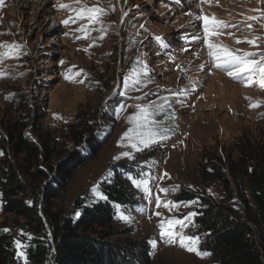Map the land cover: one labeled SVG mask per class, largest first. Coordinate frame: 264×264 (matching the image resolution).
I'll use <instances>...</instances> for the list:
<instances>
[{"label":"rangeland","instance_id":"obj_1","mask_svg":"<svg viewBox=\"0 0 264 264\" xmlns=\"http://www.w3.org/2000/svg\"><path fill=\"white\" fill-rule=\"evenodd\" d=\"M44 1V6L40 0L0 3V43L22 46L18 58L0 65L8 73L0 78V139L8 135L18 111L29 108L36 127L51 135L58 153L76 148L81 152L68 135L76 115L82 111L106 114L112 122L99 125L95 132L101 142L99 150L71 174L64 187L68 215H77L73 203L78 197L102 200L100 182L112 180L111 167L127 166L132 172L125 178L132 207L128 211L117 207L110 226L97 229L100 235L126 244L144 242L150 248L152 264H216L199 244L196 247L207 255L181 247L179 236L169 243L168 237L161 236L159 225L178 219L185 226L176 224L171 231L196 237L193 217L203 203L173 198L183 190L221 198L218 184H202L201 155L217 153L233 159L237 142L263 144L264 86L258 77L246 85L214 66L203 42V21L196 17L211 19L214 15L225 21L229 27L209 39L238 50L237 54L256 52L259 59L264 53V0ZM60 3L73 8L103 7L107 14L101 17V24L89 25L93 30L85 37L76 29L87 24V19L65 25L62 22L75 15L61 9ZM254 16L260 18L249 19ZM56 18L61 25L53 28ZM253 38H257L255 44L246 42ZM9 93L15 95L5 99ZM253 103L259 106L252 107ZM156 105H163V110ZM143 106L155 111L150 119L158 123L151 127L166 137L156 136L147 146L123 135L134 127L129 118ZM132 143L137 146L133 148ZM2 155L0 150V158ZM162 188L168 191L162 192ZM189 213L194 215L188 217ZM0 223L12 235L17 257L24 261L33 234L23 229L22 219L3 210L1 201ZM17 240L23 247L17 246ZM186 243L191 246L190 241ZM21 251L25 256L19 255Z\"/></svg>","mask_w":264,"mask_h":264},{"label":"trees","instance_id":"obj_2","mask_svg":"<svg viewBox=\"0 0 264 264\" xmlns=\"http://www.w3.org/2000/svg\"><path fill=\"white\" fill-rule=\"evenodd\" d=\"M6 137L0 139V201L3 210L23 220L33 234L24 261L17 257L14 240L0 223V264H152L147 244L110 241L97 229L115 220L117 207L129 210L127 166L111 167L112 180L100 182L103 199L78 197L69 216L64 187L71 174L100 148L99 125L112 122L82 111L69 130L75 147L58 153L49 133L37 128L29 108L20 109ZM24 133V131H26ZM263 144L236 143L237 156L203 153L199 171L203 186L218 184L220 199L181 191L177 202L199 199L203 207L193 217L199 249L216 264H264V127ZM56 155V156H55ZM59 160L58 163L51 159Z\"/></svg>","mask_w":264,"mask_h":264},{"label":"snow or ice","instance_id":"obj_3","mask_svg":"<svg viewBox=\"0 0 264 264\" xmlns=\"http://www.w3.org/2000/svg\"><path fill=\"white\" fill-rule=\"evenodd\" d=\"M3 0H0V3H2ZM179 2V0H177ZM75 3L79 4L80 0H75ZM61 9H69L71 12L74 13L75 19L70 17L69 19L64 20L62 23L65 25L71 23H76V20L78 19H87V24H81L79 28L76 29V31L81 32L84 34L85 37L88 36V34L93 30L89 28L90 24H101L102 20L101 17L107 14V11L103 7H87L82 6L78 8H73L71 4H64L60 3L58 5ZM114 10V9H113ZM256 11H260L257 9ZM191 15V14H190ZM260 17H249L250 20H257ZM196 19L203 21V32H204V44L207 46L208 49V56L214 61V66L216 68L222 69L227 72L229 76H231L234 79L245 81L246 85L251 84L253 82V79L258 77L259 83L261 86H264V53L259 54V59H256L255 57L258 55L256 52H243L238 53V50L229 49L226 45H219L216 43H213L209 37H212L214 35H217L219 31H221L225 27H229V25L222 20H218L213 15L211 19L208 16H197ZM232 27H235V25H231ZM249 28H251V24L247 25ZM81 37H77L79 39ZM100 38H103L101 36ZM157 39H160L159 37ZM195 40H199L200 37H193ZM257 38H253L252 40H247L246 42L250 44H255ZM237 43H241L242 41L237 40ZM22 46L19 44H8V43H0V49H3L0 51V65L4 63V61L8 59H16L19 57L20 52L19 49ZM63 63V62H62ZM71 71V69L69 70ZM82 71V70H81ZM23 73H21L22 75ZM246 74V75H245ZM8 75L7 70L0 67V78H4ZM67 79H71L70 76H66ZM81 83L83 81H80ZM183 94H187L186 91ZM14 93H9L7 96H5V99H10L12 96H14ZM166 100V98H165ZM252 107H258V103H253L251 105ZM155 108L163 110V105H156ZM155 115V111H150L149 106H143L139 107V111L136 115L133 117H130L129 119L133 121L134 127L129 128L123 135L124 137H128L130 141L133 137H135L137 140H139L140 144H143L147 146L148 144L155 142L154 137L160 136V139H164L163 135H160L159 132L154 130L151 125H154L158 123L157 121H154L153 119H150V117H153ZM143 129V130H142ZM165 131H168L167 129ZM137 145L136 143H132V147L135 148ZM124 155H128V153H124ZM114 159H119V157H114ZM167 175V173H165ZM134 184H136L138 187L139 182L133 181ZM145 184V191H148V188L146 187L147 182H143ZM175 190V186L173 188ZM162 192H167L168 189H161ZM160 201L159 198H157V204L159 205ZM190 203H195V201H192ZM164 207H169L168 203L164 204ZM156 215H160V213H156ZM193 213H189L188 217L193 216ZM186 217L185 219H188ZM124 220H130L131 218L128 216H121ZM180 224L181 227H184V221L178 220V219H169L167 220V226L165 225V222H161L159 227L161 229V236L168 237L169 243L175 242V237L179 236V243L181 247H185L190 252H196L198 255H207L208 253H201L199 249L196 247V245L199 243V238L197 237H190L185 236L183 233L179 232H173L171 229L176 225ZM4 231H8V229H4ZM186 241L191 242V246L186 243ZM151 244L155 245V241H150ZM16 244L18 247H23L19 240L16 241ZM20 256H25L24 252L19 253Z\"/></svg>","mask_w":264,"mask_h":264},{"label":"bare ground","instance_id":"obj_4","mask_svg":"<svg viewBox=\"0 0 264 264\" xmlns=\"http://www.w3.org/2000/svg\"><path fill=\"white\" fill-rule=\"evenodd\" d=\"M39 4H40V5H43V6L46 5V3H45L44 0H40ZM38 22H39V21H38ZM38 22H37V23H38ZM60 25H61L60 20L56 18V19L54 20L53 28H56L57 26H60Z\"/></svg>","mask_w":264,"mask_h":264}]
</instances>
